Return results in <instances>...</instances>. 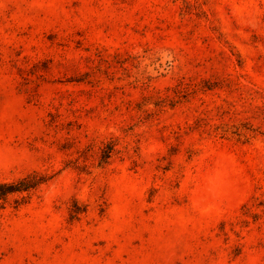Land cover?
Instances as JSON below:
<instances>
[{
  "label": "rangeland",
  "instance_id": "rangeland-1",
  "mask_svg": "<svg viewBox=\"0 0 264 264\" xmlns=\"http://www.w3.org/2000/svg\"><path fill=\"white\" fill-rule=\"evenodd\" d=\"M29 174L0 264H264V0H0V183Z\"/></svg>",
  "mask_w": 264,
  "mask_h": 264
},
{
  "label": "trees",
  "instance_id": "trees-1",
  "mask_svg": "<svg viewBox=\"0 0 264 264\" xmlns=\"http://www.w3.org/2000/svg\"><path fill=\"white\" fill-rule=\"evenodd\" d=\"M94 146L92 144L86 147V152L92 151ZM121 153V149L117 147V140L110 139L103 142L98 148L99 164L103 165L108 163L115 154ZM46 177L36 178L35 174H29L24 176L17 181L0 183V198H4L9 194L16 192H23L36 188L37 185L45 182Z\"/></svg>",
  "mask_w": 264,
  "mask_h": 264
}]
</instances>
